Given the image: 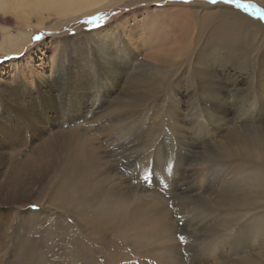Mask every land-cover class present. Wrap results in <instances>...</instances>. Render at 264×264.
I'll list each match as a JSON object with an SVG mask.
<instances>
[{
  "label": "rangeland",
  "instance_id": "1",
  "mask_svg": "<svg viewBox=\"0 0 264 264\" xmlns=\"http://www.w3.org/2000/svg\"><path fill=\"white\" fill-rule=\"evenodd\" d=\"M9 2L11 11L0 12V264H70L62 249L56 253L50 250V245L51 240L54 241L56 237L55 223L59 216L64 218V221L67 220V225L73 229L77 228L76 222L68 220L63 213L54 209L46 192L35 191V194L27 197L25 201L17 200L16 193L24 180L17 173L18 165L21 161L35 157L38 148L57 131L61 120L65 117L67 119V116H77V123H81L82 129L89 125V138L94 139L92 147L98 149V155L104 158L108 153L115 151L117 144L111 132L117 125L127 126L135 119L132 115L146 118L147 126L158 128L159 137L153 145L154 152L168 137L166 143L173 145V154H176L174 157L184 156L181 163L189 164L188 173L191 177L188 176L184 184L178 187L173 183L174 160L171 166L165 164L164 174H168V178L160 175L158 169L156 170L157 166L153 164L156 153L147 163L146 157L153 153L141 151L130 167L131 173L126 176L135 180L125 183L143 184L149 190L146 194L150 195L154 191L155 195H161L162 199L167 198L168 205L165 204V209L171 212L172 221L177 224L179 221V224L174 225L177 228L174 229L175 236H172L173 232H167L166 238L178 239L177 244L186 246L185 251L182 250L181 255L169 258L167 253L171 242H164L161 236L152 235L155 229L143 234L137 233L139 239L128 241V237L124 241H118L129 246L132 252H139L135 250H141L140 247L146 248L151 252V255L143 258L147 260L160 259L162 256L174 264H217L224 260L223 256L227 252V230L224 226L227 213L223 209L206 207L199 201L216 199L220 192L228 190L230 186L228 167L237 160L225 158V153H232L231 147H235L232 143V146L229 145V140L232 139L229 138L232 137L231 129L248 128L251 125L264 130V87L257 79L258 66H264V45L259 50L256 64L253 66L256 69L250 68V72L248 71L250 77L246 72L241 73L240 70L232 68L237 56L234 57L227 51L215 57L217 60H224L217 61L219 67H204L209 68L210 75L206 78L208 83L218 80L228 85L236 84V87L230 86L233 91L231 94L241 98L246 106L249 105L242 114L225 112L222 116L225 120H219V114L216 113L224 109L208 102L207 93L211 92L208 86L211 83L201 88L197 94L190 87L197 79L196 70L200 68L197 65H189L193 55L181 59L180 63L189 58L186 61L188 64L182 63L177 72H171L169 75L170 83L167 88L174 86L171 93L166 88L167 90L160 92L161 95L158 96L155 105L156 109L163 107V113L160 112L162 123L157 122L151 104L143 106V103L139 104L129 98L137 97L142 91L130 89L128 80L138 78L135 75L154 74L152 67L156 62L148 57L145 60L143 57L149 51L160 53L172 46L175 50L179 48L176 46L187 47L199 33L197 23L201 18L218 24L224 22V19L240 21L241 18H246L251 23L264 24V0H228L229 3H210V0H121L91 13L87 10H92L96 3L103 0L82 5L76 0ZM81 7L84 9L73 11ZM252 32L258 39L263 38L260 31ZM105 55H109L118 68L115 70L118 73L116 77L110 73L109 65H104ZM216 76L222 78L216 79ZM62 84L75 90L64 92L62 98L66 100L65 109L59 110L57 103L50 102L47 105L45 96L49 95L52 89L54 93ZM71 97L75 98L76 106L69 105ZM98 101H104L105 105L94 113V106ZM129 114L131 117L125 118L129 117ZM84 116L91 118L88 117L87 121H84ZM114 118L119 121L113 120ZM172 125L190 134V144L191 137L194 138L195 145L182 148L193 155L187 152L184 155L179 153V144L175 142L173 132L169 131ZM150 130L145 132L142 139H132L130 148L132 147L133 151L139 152L147 147L146 137ZM10 139L17 144L14 147L10 145L8 149L5 143ZM199 143L201 145L198 149L196 146ZM211 144L213 148H210ZM207 149V154L212 158L206 159L201 155ZM99 176L106 175L102 173ZM146 176H150L147 181L144 179ZM34 180L37 181V189L44 187L37 178ZM36 201L42 204L35 205ZM131 201L130 204H125L124 211L127 212L124 213L127 216L129 211L140 203L153 200L151 197L140 195ZM34 212L40 214L39 220L44 221L45 227L32 223L34 217L28 218ZM189 232L193 234L192 242ZM78 233L75 232V235L81 237L82 233ZM24 237L26 244L33 241L37 246H34L36 252L30 259L22 258L15 251L17 244L23 242ZM180 237H183V241ZM222 244L224 252L219 249ZM113 245L110 236L102 239L99 249L101 254H105V261L110 258V248Z\"/></svg>",
  "mask_w": 264,
  "mask_h": 264
},
{
  "label": "bare ground",
  "instance_id": "2",
  "mask_svg": "<svg viewBox=\"0 0 264 264\" xmlns=\"http://www.w3.org/2000/svg\"><path fill=\"white\" fill-rule=\"evenodd\" d=\"M90 1L100 2L101 0H76L79 5ZM118 2H121V0H103L101 3H96V6L92 10L87 11L89 13L98 11ZM81 9L84 8H77L73 11H80ZM10 11L9 0H0V12L9 13ZM250 23L246 18H241L240 21L224 19V22H219V24L201 18L199 23H197L199 25V33L192 38L187 47L176 46L179 48L175 50V47L172 46L169 50L165 49L160 53L149 51V53L143 55L144 59L148 57L156 62L152 67L154 74L135 75L138 78L136 77L133 81L128 80L130 89H133V91L137 90L138 92L139 90L142 91L137 97L132 96L129 98L138 101L139 104L143 103V106L151 104L150 107H154L152 110L155 111L154 115L157 122L162 123L161 114L163 113V107L156 109L157 106L155 105L158 96L161 95L160 92L168 89L167 86L170 83L169 75L171 72H177L181 64L188 61L190 56L193 55V62L191 61L192 63L190 62L189 65L200 67L196 70L195 75L197 79L190 86L194 93H199L201 88L211 83L208 86L211 92L207 93L209 99L207 101L213 106H219L224 109L222 112H216L219 114V120H225L222 117L225 112L229 114L230 112H233V114L244 113L248 109L246 107L249 105L246 106L241 98L234 97L231 94L233 91L231 90L232 88L230 89V86L236 87V84L229 83L230 85H228L218 80H212L213 83H208L206 78L210 75L209 68L204 67H219L217 66V61L224 60H217L215 57L227 51L234 57L237 56L235 66L231 67L240 70L241 73L246 72L247 75L248 71L250 72L249 69L254 68L253 66L256 64L259 50L264 45V24L260 22ZM253 30L260 31L263 38L258 39L252 32ZM108 56L105 55L103 57L104 65H109L110 73L116 77L118 73L115 70H118V68ZM186 56L189 58L180 63V60ZM186 63L188 64V62ZM257 69L258 82L264 87V66L260 65ZM217 72L219 73L220 71ZM250 76L248 74V77ZM218 77L219 79L222 78V76ZM218 77L214 78L217 79ZM171 84L174 85V83ZM67 87L65 84H62V86L55 90L56 93H52V89L49 95L45 96V103L47 105L50 102L57 103L56 106H58L59 110L65 109L66 100L62 98L64 92L68 91L70 93V91L75 90ZM173 88L174 86L169 87L168 92L171 93ZM59 93L62 94L60 95ZM74 97L69 99L70 106H76L74 104ZM104 105V101H98L94 106L93 112L101 109ZM249 111H251V108ZM94 113H91V115ZM132 116L135 119L127 126L122 127L117 125V128L111 132L117 145L115 151L106 155L107 159L102 156L100 157L98 155L99 150L92 147L94 139L89 138L91 134L90 129L87 127L89 125L85 124L86 127L82 129L81 123H77V116H67V119L65 117L61 120V126L57 131L46 140L45 144H42L38 148L37 155L28 158L27 161H21L18 165L17 173L24 180L17 189V200L25 201L27 197L35 194V191L46 192L50 198V205L52 204L51 206L54 209L59 210V213H63L68 220L72 219L76 222L77 228L73 229L67 225V220L64 221L65 219L59 216L55 223L56 237L54 241L51 240L52 244L50 243V250L56 253L63 250L64 257L70 264H174L163 256L160 259H143L151 255L149 250L140 247L141 250H135L139 252H132L129 246H125L124 243L118 241V239L124 241L128 237V241L134 238L139 239V233L143 234L145 231L153 229H155V232L151 233L152 235L156 237L161 236L164 242H171L167 253L169 258L181 255L182 250L185 251L186 246L177 244L178 239L171 237L169 240L166 238L169 232H173V236L174 229H177L174 226L177 224L176 221L173 222L171 219V212L165 209V204L168 203L167 198L162 199L161 195H155L154 191L150 195L146 194L149 190L143 184L134 182L133 185H127L125 183L135 180V178L126 176L131 173L130 167L133 165L137 154L141 151L153 153L146 157L147 163L152 160L151 158L156 153L153 164L157 166L156 170L158 169L157 171L162 176L168 177V174H164L165 164L169 166L174 160V168L172 167L174 182H172L178 187L191 177L189 174V164L181 163L184 156L181 158L174 157L176 154H173V145L166 143L168 137L165 138L164 143L154 152L155 148H153V145L159 137L158 128L153 129L147 126L148 122L146 118L141 119L138 115ZM88 117L84 116L83 120L87 121ZM130 117L131 114L125 118ZM116 119L119 121L118 118H114L113 120ZM146 127L148 130L151 129L150 134L146 137V139L148 138L147 147L140 149L139 152L133 151L132 147L130 148L133 143L132 139L139 140L143 137L145 132H148V130H143ZM169 128V131L173 132L175 142L179 144L178 148L181 149L179 153L184 155L187 152L193 155L192 152L190 153L188 150L182 148L195 145L194 138L191 137L192 145L189 143L190 134L185 133V130L174 125ZM231 130L232 137L229 136V138L232 139L229 140V145L235 147H231L232 153H225V158L226 160L227 158H237V160H234V163L228 167L230 170V186L227 188L228 190L220 192L216 199H200L199 202L206 207H213L217 210L223 209L227 213L226 225H224L227 230V240L225 243L227 252L223 256L225 257L224 260L217 262V264H264V130L262 131L251 125L248 128L241 127ZM16 144L13 139H10V141L5 143V146L9 149L10 145L14 147ZM199 145L201 144H197L196 147H200ZM212 146L213 144H211L210 148L214 147ZM208 152L209 149L204 153L201 152L203 158L207 159L210 157L207 154ZM102 173L106 176H99ZM111 173L113 175H110ZM36 178L44 184V187L40 189L39 187L38 189L35 187L37 181L34 179ZM48 180L51 181L48 183ZM155 192L157 191L155 190ZM140 195L151 197L153 201L140 203L129 211L130 214L128 216L125 215L124 212H127L124 211L125 204H130L132 198ZM34 204L41 205L42 203L36 201ZM180 212H182V209H180ZM186 213L190 214L191 212L186 211ZM39 215V213L34 212L28 218L34 217L32 223L45 227L46 224L44 221L39 220ZM51 225L53 226V222H51ZM75 232H81L82 236H76ZM188 235L191 238V242L194 241L193 237H191L193 234L189 232ZM106 236L111 237L114 245L110 248V258L105 261L103 257L106 256L105 254H101L99 245L101 246V241ZM24 239L23 242L17 244L15 251L22 258L29 257L30 259L36 252L34 246H37L34 245L33 241H28L26 244L27 241ZM223 246V244L220 245L219 249H222L224 252Z\"/></svg>",
  "mask_w": 264,
  "mask_h": 264
},
{
  "label": "snow or ice",
  "instance_id": "3",
  "mask_svg": "<svg viewBox=\"0 0 264 264\" xmlns=\"http://www.w3.org/2000/svg\"><path fill=\"white\" fill-rule=\"evenodd\" d=\"M187 2V0H186ZM219 2H223V3H229L228 0H210V3H219ZM35 39H39V37H35ZM145 181L150 179V176H146L144 177ZM181 241H183V237H180Z\"/></svg>",
  "mask_w": 264,
  "mask_h": 264
}]
</instances>
